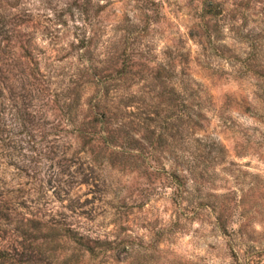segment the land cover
Listing matches in <instances>:
<instances>
[{"label": "rangeland", "instance_id": "rangeland-1", "mask_svg": "<svg viewBox=\"0 0 264 264\" xmlns=\"http://www.w3.org/2000/svg\"><path fill=\"white\" fill-rule=\"evenodd\" d=\"M17 1L13 15H32L30 26L20 33L34 35L44 49L54 43L60 48L61 37L93 33L84 22L70 21L67 31L46 21L58 0ZM154 1L141 12L137 0H112L102 12L99 30L103 39L120 38L126 34L124 24H141L150 17L149 31L137 36L132 47L148 51L145 57L160 63L175 61L173 79H189L195 94L170 96L161 85L140 94L143 82L134 89L143 98L141 109L180 116L169 119L173 129L165 137L182 149L173 155L162 148L145 154L152 158L150 170L148 160L140 158L138 169L126 173L119 169V159L112 165L108 157L95 161L84 152L75 154L79 145L72 138L51 134L44 144L57 152L41 159L38 180L23 173L19 182L28 193L12 204L21 217L66 215L74 225L91 228L92 236L135 242L134 255L122 252L123 263L99 257L89 264H264V0ZM118 44L121 50L124 44ZM56 48L50 52L53 57L64 55ZM53 120L45 119L46 125ZM156 137L145 129L138 132L144 144ZM155 167L181 168L185 185L173 186L168 172H152ZM11 171L9 185L18 186ZM83 180L89 181L81 184ZM122 202L126 224L121 227L115 213Z\"/></svg>", "mask_w": 264, "mask_h": 264}, {"label": "trees", "instance_id": "trees-1", "mask_svg": "<svg viewBox=\"0 0 264 264\" xmlns=\"http://www.w3.org/2000/svg\"><path fill=\"white\" fill-rule=\"evenodd\" d=\"M153 1L137 0L141 12L143 8L149 9L147 4H154ZM111 2L107 0L102 5L95 0H58L50 13L45 14L46 21L67 31H70V21L76 25L84 22L82 25L92 26L93 33L79 34L72 39L61 37L60 48L54 43L44 49L45 46L35 42L34 35L19 31L23 26H30V11L24 12L25 17L13 15L11 7L18 1L0 0V264H89L99 257L123 263L122 252L129 250L130 254H135L133 240L110 241L92 236L91 228L74 225L69 216L45 220L36 214L21 217L17 212L14 207L17 202L13 201L28 193L19 182L20 177L25 173L39 179L41 159L50 158L53 152L54 146L44 144L50 142L49 135L72 138L79 145L75 154L84 152L95 161L108 157L114 165V160L119 159V169L126 173L138 169L140 158L148 160L146 168L150 170L152 158L145 154L159 152L162 148L163 152L173 155L175 149H182L174 143L169 145L165 137L166 130L173 129L169 119L180 116L162 117L149 106L141 109L139 100L143 99L140 94L145 88L152 90L157 85L170 96H192L195 93L191 81L173 79L175 61L160 63L155 58L145 57L148 51L132 47L137 36L140 38L149 31V16L141 24H124L126 34L120 38L103 39V32L99 30L104 19L102 12ZM77 14L80 19H76ZM118 42L124 44L121 50ZM55 48L57 53L65 52L64 55L53 57L51 51ZM187 69L189 65H185ZM141 82L143 87L139 94L134 87ZM177 105H180L179 100L173 106ZM50 116H54V120L49 127L45 119ZM158 128L161 130L156 134ZM140 129L157 135L146 143L148 147L138 138ZM56 152L54 149L53 153ZM175 165L180 167L178 161ZM11 168V179L18 177L17 188L9 185L11 180L7 179ZM162 169L155 167L152 172H168L169 183L178 188L185 185L183 174L178 172L181 168L178 171L177 168ZM88 181L83 180L81 184ZM18 192L24 195L14 194ZM122 205H126L125 202L116 206L115 213V223L120 222L121 227L126 224ZM68 208L74 210L75 206ZM222 227L226 232L223 223Z\"/></svg>", "mask_w": 264, "mask_h": 264}]
</instances>
